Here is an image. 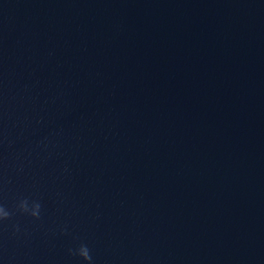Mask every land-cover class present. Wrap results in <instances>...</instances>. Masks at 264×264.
I'll list each match as a JSON object with an SVG mask.
<instances>
[{
    "label": "water",
    "instance_id": "obj_1",
    "mask_svg": "<svg viewBox=\"0 0 264 264\" xmlns=\"http://www.w3.org/2000/svg\"><path fill=\"white\" fill-rule=\"evenodd\" d=\"M0 204V264H264V0H0Z\"/></svg>",
    "mask_w": 264,
    "mask_h": 264
},
{
    "label": "clouds",
    "instance_id": "obj_2",
    "mask_svg": "<svg viewBox=\"0 0 264 264\" xmlns=\"http://www.w3.org/2000/svg\"><path fill=\"white\" fill-rule=\"evenodd\" d=\"M41 208L42 205L38 200L29 201L27 198L21 199L16 205V210L36 219L40 218ZM13 215V211H10L3 204H0V222L11 219ZM14 227L17 231L19 230L18 225H15ZM69 254L81 258L86 264H93V257L87 244L81 243L78 247L69 249Z\"/></svg>",
    "mask_w": 264,
    "mask_h": 264
}]
</instances>
